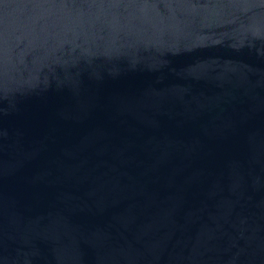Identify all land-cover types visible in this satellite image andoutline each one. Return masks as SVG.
<instances>
[{
    "label": "water",
    "instance_id": "1",
    "mask_svg": "<svg viewBox=\"0 0 264 264\" xmlns=\"http://www.w3.org/2000/svg\"><path fill=\"white\" fill-rule=\"evenodd\" d=\"M0 264H264V0H0Z\"/></svg>",
    "mask_w": 264,
    "mask_h": 264
}]
</instances>
